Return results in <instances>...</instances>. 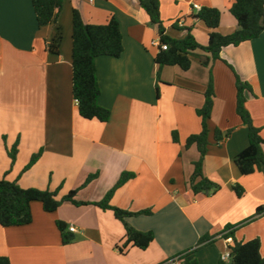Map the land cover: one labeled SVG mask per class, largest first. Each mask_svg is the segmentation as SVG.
<instances>
[{"label":"crops","instance_id":"obj_1","mask_svg":"<svg viewBox=\"0 0 264 264\" xmlns=\"http://www.w3.org/2000/svg\"><path fill=\"white\" fill-rule=\"evenodd\" d=\"M233 2L162 0L161 16L169 35L184 36L173 26L178 21L207 45L210 29L193 14L203 6L218 8L217 31L229 34L238 28L230 11ZM74 9L86 23L104 24L111 16L120 23L124 51L120 57L96 59L100 104L111 111L107 122L83 118L73 96ZM58 28L62 38L58 51H52ZM159 43L158 28L138 0H63L57 21L43 26L32 0H0V180L57 191L58 198L77 190L76 200L97 202L123 172H132L134 177L115 191L111 203L130 211L151 209L152 214L128 221L155 233L146 249L122 251L126 230L112 210L65 201L47 212L34 201L31 223L0 225V256L9 257L11 264H181L178 254L198 246L203 236L217 239L199 248V263L219 264L230 244L221 237L227 226L238 227L239 240L259 237L264 256V163L244 175L234 161L249 144L248 126L236 111L234 72L223 61L252 85L246 106L264 138V33L224 47L223 60L208 66L195 57L189 70L160 67L155 61ZM211 72L216 95L203 172L221 187L204 195L190 186L200 152L195 144L187 147L186 140L202 130L197 110L204 105ZM216 129L230 134L216 139ZM17 141L12 163L8 148ZM41 149L37 162L24 170ZM92 174L97 177L84 185ZM236 183L245 189L242 196L233 188ZM59 220L76 226V232L67 227L72 242L63 243Z\"/></svg>","mask_w":264,"mask_h":264},{"label":"trees","instance_id":"obj_2","mask_svg":"<svg viewBox=\"0 0 264 264\" xmlns=\"http://www.w3.org/2000/svg\"><path fill=\"white\" fill-rule=\"evenodd\" d=\"M140 6L147 13L150 23L156 25L159 33V51L155 56L156 63L160 66L178 65L183 70H189L193 59L198 57L205 66L210 61L223 60L221 52L229 45L238 46L244 41L258 38L264 33V0H234L230 11L238 22V28L229 34H222L217 31L220 26L222 12L215 7L203 6L193 14L194 19L203 21L210 29L209 42L202 45L198 42L192 32V27L181 26L177 21L174 27L185 32L183 37L177 38L167 33V28L161 16L162 0H138ZM38 24L40 26L56 22L58 14L63 6V0H32ZM62 38L61 30L58 31L49 45L52 51H58ZM73 96L78 105L80 115L85 119H98L107 122L110 119L111 111L100 104L101 88L98 80L96 59L100 56L120 57L124 51L123 36L120 23L115 16H111L107 23L90 24L86 23L79 10L73 12ZM161 44H166L163 49ZM204 51V56L197 51ZM234 72L237 90L236 111L244 124L248 126L249 144L235 158L234 161L244 175H249L259 170L264 163V138L261 134V127L254 124L252 115L246 106V92H253V87L248 81H244L236 72L234 67L223 60ZM204 105L197 110L202 120V130L197 134H191L186 140V146L195 144L200 152V158L194 162V172L190 178L192 190L198 194L210 195L220 189V185L207 177L203 172V162L208 150V120L214 108L215 87L213 73L205 90ZM230 131L223 133L216 129V139L228 136ZM174 141H179L178 132H173ZM43 150L33 154L24 170L34 165L42 155ZM18 153V141L8 148V155L12 163L16 160ZM97 177V174L90 175L86 183ZM134 177L132 172H123L117 183L106 193L104 198L97 202H84L76 200L77 190H72L62 198H58V192L50 189L24 188L17 181L3 178L0 180V225L4 227L22 226L33 221L32 203L39 201L47 212H54L65 201L75 205L93 203L104 210H112L115 217L119 219L126 230L125 240L121 247L124 251L129 246H136L146 249L155 239L153 231H140L133 227L128 218L137 215H150L151 209L130 211L111 203L115 191ZM238 196H242L245 189L239 183L233 185ZM262 209L258 212L261 213ZM251 221V220H250ZM62 234L63 243L72 242L75 237L67 232V224L57 221ZM236 226H227L222 233V238L232 237L229 244L230 259L228 261L220 258L219 264H264V256L261 251L262 241L259 237L244 241L235 236ZM217 238L203 236L198 246L187 249L178 254L181 264H200L197 251L203 245L214 244ZM202 245V246H201ZM0 264H11L9 257L0 256ZM169 264V263H167Z\"/></svg>","mask_w":264,"mask_h":264},{"label":"built area","instance_id":"obj_3","mask_svg":"<svg viewBox=\"0 0 264 264\" xmlns=\"http://www.w3.org/2000/svg\"><path fill=\"white\" fill-rule=\"evenodd\" d=\"M194 7H195L196 9H198V5H197V4H194ZM159 44H160V43H159ZM161 47H162L163 49H167V45H166V44H161ZM68 230L71 231V232H76V231H77V228H76L75 225H72V224H71V225L68 227ZM227 242L231 243V242H232V238H231V237L227 238ZM221 258H222L223 260H225V261H228V260L230 259V249H229V248H228V250H227L225 253L222 254Z\"/></svg>","mask_w":264,"mask_h":264},{"label":"rangeland","instance_id":"obj_4","mask_svg":"<svg viewBox=\"0 0 264 264\" xmlns=\"http://www.w3.org/2000/svg\"><path fill=\"white\" fill-rule=\"evenodd\" d=\"M225 253V252H224Z\"/></svg>","mask_w":264,"mask_h":264}]
</instances>
